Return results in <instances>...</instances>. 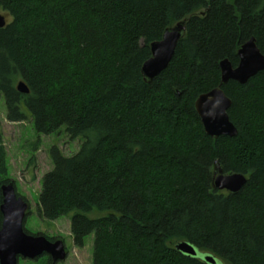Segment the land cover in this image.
I'll use <instances>...</instances> for the list:
<instances>
[{
  "label": "trees",
  "instance_id": "obj_1",
  "mask_svg": "<svg viewBox=\"0 0 264 264\" xmlns=\"http://www.w3.org/2000/svg\"><path fill=\"white\" fill-rule=\"evenodd\" d=\"M0 14L8 121L83 139L72 157L51 151L41 218L73 214L74 246L94 235L93 264H207L180 242L220 264H264V72L222 87L236 137L208 136L196 110L242 45L255 38L264 56V0H0ZM184 20L169 68L146 83L150 45ZM216 163L246 177L240 192L214 189ZM12 182L0 135V206Z\"/></svg>",
  "mask_w": 264,
  "mask_h": 264
},
{
  "label": "water",
  "instance_id": "obj_2",
  "mask_svg": "<svg viewBox=\"0 0 264 264\" xmlns=\"http://www.w3.org/2000/svg\"><path fill=\"white\" fill-rule=\"evenodd\" d=\"M186 23L187 21L184 20L167 29L161 41L150 45L151 58L144 63L141 70L146 83H151L169 68L176 48L185 36ZM6 25V16L0 14V29ZM238 56L240 62L236 68L229 60L221 62L220 86L201 95L196 102V110L205 132L213 139L222 136L234 138L238 135V130L229 117L232 101L223 91V85L230 81L246 85L259 73L264 72V56L258 48L255 38H251L241 46ZM17 90L21 94H30V90L24 82L18 83ZM246 182L247 179L242 174L225 175L216 163L215 190L236 194L241 191ZM1 196L0 212L3 222L0 229V264H19L20 259L36 261L44 256L51 257L54 263L67 259L68 251L63 240L52 242L45 235L26 233L25 221L29 212V203L18 195L13 182L2 185ZM175 249L185 256L201 258L207 264H220V261L212 255L201 254L189 242H180L175 246Z\"/></svg>",
  "mask_w": 264,
  "mask_h": 264
},
{
  "label": "rangeland",
  "instance_id": "obj_3",
  "mask_svg": "<svg viewBox=\"0 0 264 264\" xmlns=\"http://www.w3.org/2000/svg\"><path fill=\"white\" fill-rule=\"evenodd\" d=\"M5 16L8 22L9 17ZM0 135L7 153L9 177L15 182L17 193L25 197L29 203L25 229L34 235L43 234L64 240L68 257L59 264H93L94 235L86 238L83 249L75 247L71 233L73 214L57 221L45 220L38 214L42 181L53 169L51 151L53 148H58L64 156L72 157L79 151L83 139L70 140L65 127L56 134L45 136L35 131L31 120L23 123L9 122L5 100L1 95ZM88 216L94 218V213ZM43 262L48 263L46 259L19 260V264H43Z\"/></svg>",
  "mask_w": 264,
  "mask_h": 264
},
{
  "label": "flooded vegetation",
  "instance_id": "obj_4",
  "mask_svg": "<svg viewBox=\"0 0 264 264\" xmlns=\"http://www.w3.org/2000/svg\"><path fill=\"white\" fill-rule=\"evenodd\" d=\"M52 242H55L57 240H59L60 238H52V237H48ZM62 240V239H61ZM64 241V240H63ZM68 251V249H67ZM41 259H46V261H49L50 264H59V263H62V262H58V263H54L52 258L49 257V256H44L42 257ZM40 260V259H39ZM64 262V261H63Z\"/></svg>",
  "mask_w": 264,
  "mask_h": 264
},
{
  "label": "bare ground",
  "instance_id": "obj_5",
  "mask_svg": "<svg viewBox=\"0 0 264 264\" xmlns=\"http://www.w3.org/2000/svg\"><path fill=\"white\" fill-rule=\"evenodd\" d=\"M144 78V77H143ZM87 213V212H86ZM89 213V212H88Z\"/></svg>",
  "mask_w": 264,
  "mask_h": 264
}]
</instances>
